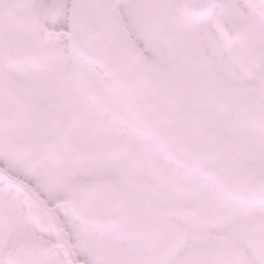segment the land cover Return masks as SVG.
I'll return each mask as SVG.
<instances>
[{"label": "snow or ice", "instance_id": "1", "mask_svg": "<svg viewBox=\"0 0 264 264\" xmlns=\"http://www.w3.org/2000/svg\"><path fill=\"white\" fill-rule=\"evenodd\" d=\"M0 264H264V0H0Z\"/></svg>", "mask_w": 264, "mask_h": 264}]
</instances>
